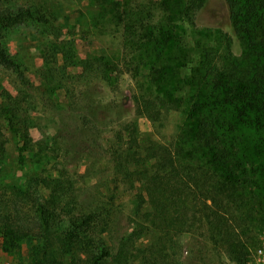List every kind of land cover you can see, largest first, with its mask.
Here are the masks:
<instances>
[{
	"label": "rangeland",
	"instance_id": "rangeland-1",
	"mask_svg": "<svg viewBox=\"0 0 264 264\" xmlns=\"http://www.w3.org/2000/svg\"><path fill=\"white\" fill-rule=\"evenodd\" d=\"M113 1L3 0L4 8L31 7L44 20L27 18L4 29L7 50L23 64L25 78L0 64V264H36L33 248L45 243L37 206L50 194L36 181L40 175L64 182L65 221L97 212L93 235L114 254L126 247L133 251L128 264H240L214 243L206 222L196 223L167 249L157 235L128 237L134 205L114 170L116 134L136 122L142 136L171 142L182 115L171 110L155 127L138 114L135 96L148 83V71L139 66ZM132 7L155 20L162 16L159 0H133ZM185 27L191 53L185 74L203 47H220L225 33L233 37L235 52L241 50L225 0H207L195 25ZM248 134L252 137V131ZM41 143L47 149L38 153ZM263 158L257 166L264 180ZM259 202L264 206V195ZM4 224L18 235L15 249L8 250L13 239L4 235ZM254 234L258 244L244 264H264L259 252L264 251V226ZM62 252L51 250L41 264H70Z\"/></svg>",
	"mask_w": 264,
	"mask_h": 264
},
{
	"label": "trees",
	"instance_id": "trees-1",
	"mask_svg": "<svg viewBox=\"0 0 264 264\" xmlns=\"http://www.w3.org/2000/svg\"><path fill=\"white\" fill-rule=\"evenodd\" d=\"M225 1L241 50L235 52L233 37L225 33L219 48H202L189 74L185 25H195L207 0H159L157 20L133 11V0L112 2L139 66L148 71V83L135 96L138 114L155 127L171 110L182 115L171 142L142 136L137 123H130L117 132L112 157L118 184L133 198L129 238L157 235L167 249L196 223L206 222L214 243L244 264L258 244L255 228L264 226L259 202L264 180L257 166L264 157V0ZM27 18L44 20L31 7L10 10L0 0V64L22 79L23 64L9 54L4 29ZM46 149L41 143L38 153ZM36 181L50 189L47 202L37 206L45 243L33 248L36 264L54 249L63 250L70 264H128L133 251L126 247L114 254L93 235L97 212L65 221L64 182L42 175ZM2 231L13 239L8 250L17 248V233L6 224Z\"/></svg>",
	"mask_w": 264,
	"mask_h": 264
},
{
	"label": "built area",
	"instance_id": "built-area-1",
	"mask_svg": "<svg viewBox=\"0 0 264 264\" xmlns=\"http://www.w3.org/2000/svg\"><path fill=\"white\" fill-rule=\"evenodd\" d=\"M259 252H260V253H262V252H264V251H263V249H262V248H260Z\"/></svg>",
	"mask_w": 264,
	"mask_h": 264
}]
</instances>
